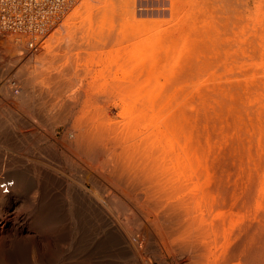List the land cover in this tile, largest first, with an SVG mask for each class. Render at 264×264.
Returning a JSON list of instances; mask_svg holds the SVG:
<instances>
[{"label":"bare ground","instance_id":"obj_1","mask_svg":"<svg viewBox=\"0 0 264 264\" xmlns=\"http://www.w3.org/2000/svg\"><path fill=\"white\" fill-rule=\"evenodd\" d=\"M75 1L0 0V35L14 36L9 51L20 53L0 54V91L20 107L5 110L0 99V150L26 159L38 147L53 156L27 172L15 158H0V264H151L147 252L159 264H264V0H215L221 16L210 8L208 24L217 20L232 31L226 26L228 37L214 33L203 42L191 61L188 92L179 93L181 101L178 93L147 95L145 103L159 100V109H141L136 118L128 109L122 122L97 120L93 112L78 119L77 103L58 90V76L46 92L26 68L30 58L49 67L57 58L48 52L46 59L48 48L75 41L78 19L92 23L88 0L68 15L67 34L51 37ZM102 7L93 19L107 22L111 14ZM190 26L178 29L181 38L192 34ZM101 36L94 31L73 43L91 46ZM124 89L113 83L90 97L95 104ZM41 104L58 109H30ZM28 117L39 125H29ZM134 118L147 121L144 131L137 132ZM43 123L46 134L39 132ZM58 124L66 131L56 139ZM62 165L94 186H114L132 206L109 195L113 220L88 195L65 194Z\"/></svg>","mask_w":264,"mask_h":264},{"label":"rangeland","instance_id":"obj_2","mask_svg":"<svg viewBox=\"0 0 264 264\" xmlns=\"http://www.w3.org/2000/svg\"><path fill=\"white\" fill-rule=\"evenodd\" d=\"M85 1L88 0H77L70 4L68 9L64 12L63 20L58 26V29L51 34L52 36L50 35L52 38L67 34L68 28L66 30L65 24L66 19L68 20V15ZM90 1L93 6L92 15L95 17L101 13L102 9L98 10V8L105 6L107 10L109 9V14H111L109 20L107 22H98L99 19L96 20L93 19L94 17L92 18L90 16L92 23H86L82 26L79 22L81 20L80 18L75 21L76 29L71 32V34L76 41L78 37L90 35L95 31L102 33V36L99 38L100 42L88 46L89 44L73 43L75 41L68 43L67 38H65V40L62 39L60 43H56L57 46L54 45V48H48L45 55L46 59L49 58L48 52L52 53V55L54 54L55 58H57L49 63V67H42V65H40V67L34 64L33 58L28 59L27 63L29 62L28 64L30 66H28V64L26 66L30 72L36 71V74H34V84L46 92H50L51 89H53L54 81H56L55 77L58 76V81L61 83V85L58 86V90H61L66 98H70L73 102L77 103L75 108L72 109L78 111L76 114L78 119H83L93 112L97 120L104 118L110 122H122L125 116L128 115V109L133 110L132 117L135 116V118L138 117L141 109H159L161 101H154V104L151 105L146 104L147 95L159 93L176 95V93H178V101H181L182 94L179 95V93L183 91L186 92L189 83H191L190 72L192 58L196 57V55L198 56V52L200 55L203 42L208 40L207 38H209L210 35L214 33L218 34L220 39L223 40L225 37L229 36L228 34L230 32L228 28L232 26L226 25L227 28L222 24V26L219 27L221 22L219 21L220 23H217V20L221 16L220 3L218 4L215 0H134V5L130 7L127 6V2L130 0H125V2L124 0H109V2L105 0L107 3L104 0ZM251 3L255 4V0ZM210 8L214 9L215 15L217 14V20L211 25L208 24L211 21V17L209 16H211L210 11L212 10ZM228 8H231V5ZM125 9L129 12H125ZM102 13H104V10H102ZM84 16L86 17L87 14ZM192 19L195 22H193ZM205 20L208 22L205 23ZM192 23H195V26H193ZM182 26H190V28H192L190 34L195 33V35L188 34L189 36L184 39L181 38L178 29ZM223 27L227 28L226 32L223 31L225 29L221 31ZM216 30H220V32L217 33ZM230 31H232V29H230ZM21 35L25 36V34ZM13 38L11 39L8 35H0V54L6 58H11L20 54L16 49L9 51L12 48L10 47L12 45L10 41L13 40ZM48 39H50V37L47 38V40ZM60 45H62V48L59 47ZM218 47L223 54L224 47ZM70 63L73 65L72 70L69 71L68 74L59 75ZM113 83L121 85L126 89L122 91L111 90L112 96L94 104V99L90 96L103 92L105 86ZM2 94L8 95V90L6 92L0 91V99H6L4 106L5 110L12 109L16 111L20 109V107L16 105L17 103H15L17 102L15 98V100L12 101L13 99H8V96L4 97ZM79 94L81 95L79 96ZM174 95H171V97ZM34 108L46 110L58 109L53 104L50 106L42 105V107L38 106L37 108L34 105L30 106V109ZM42 114L43 113L40 115L42 119L47 117L45 111L44 114ZM139 122L140 121H137L136 124L138 125ZM27 123L29 125L33 124L32 126L39 125L33 117H28ZM146 124L148 123L144 120L142 123L140 122L138 126L136 125V127H138L136 129L137 132L144 131ZM43 125L41 124L39 132L46 134L48 125L46 126L45 123H43ZM65 128V125L62 124L56 126V139L64 135L66 131ZM44 141L45 143L43 144L47 145H49L50 142H54L53 140ZM41 151L42 150L38 147L37 149H32V153L29 152L27 158L23 159L22 156L17 154L14 150L10 153H4V151L0 150V158L3 159L8 156H10L11 159L15 158L14 160L17 161L18 165L20 164L23 166L20 169L22 170L25 168L27 172L28 170L31 171V167L37 166L39 158L44 161L47 160L48 162L52 160V155L47 151ZM71 156L75 158L73 155ZM25 160L26 163L20 162H24ZM18 165L16 166L17 168ZM50 165L52 166V164ZM10 169L12 170V168ZM49 171L52 170L49 168ZM58 174L59 180L63 182L65 194L77 191V193L88 195L92 199L90 203L106 206L113 220H117L118 215L110 206L113 202L107 201L109 195L116 193L123 202L129 205L131 204L132 206V201L128 200L125 195L123 196V194L117 193L118 189L114 186L107 185V183H105V188L94 186L86 179H81L83 177H81L78 172L67 169L63 165L61 168H58ZM69 202L71 201L66 196L64 203L69 204ZM86 202L89 203L88 201ZM152 218L153 216L143 218V222L149 223ZM146 254H144V259L151 258V264H159L158 260H155L157 257H154L153 253L147 252ZM170 262L171 259H169V264Z\"/></svg>","mask_w":264,"mask_h":264}]
</instances>
